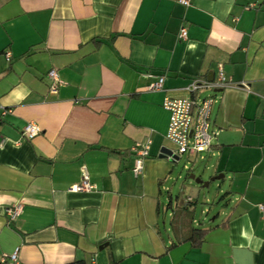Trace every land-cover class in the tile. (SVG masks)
I'll return each mask as SVG.
<instances>
[{
    "label": "crops",
    "instance_id": "1",
    "mask_svg": "<svg viewBox=\"0 0 264 264\" xmlns=\"http://www.w3.org/2000/svg\"><path fill=\"white\" fill-rule=\"evenodd\" d=\"M219 69L244 84L213 93L217 134L198 177L222 173L227 201L200 224L194 196L166 189L177 161L158 156L168 147L162 100ZM159 74L163 89L147 90ZM28 121L41 128L32 138L21 134ZM147 139L134 175L130 147ZM82 166L94 188L71 191ZM185 201L207 228L198 245L174 226L172 207ZM258 203L264 0H0V264L15 248V264H264Z\"/></svg>",
    "mask_w": 264,
    "mask_h": 264
},
{
    "label": "built area",
    "instance_id": "2",
    "mask_svg": "<svg viewBox=\"0 0 264 264\" xmlns=\"http://www.w3.org/2000/svg\"><path fill=\"white\" fill-rule=\"evenodd\" d=\"M177 2L188 5L190 0H176ZM178 38H186V28L179 29ZM6 60L10 58L8 50L4 53ZM50 79L49 88L55 90L60 83L58 73L55 68L47 71ZM164 75L159 74L155 79L147 84V90H162ZM244 82L231 80L224 72L219 69L217 76L208 79L205 76H194L183 86L187 93L185 96H171L165 94L162 100V106L168 111V125L165 136L176 145L175 153L181 156L184 153L188 155L200 154L208 150L211 146V139L217 134V130L211 126V107L215 100L214 92L228 86H240ZM203 91H207L203 93ZM41 131L40 126L28 121L21 128L23 137L32 138ZM150 140L135 142L130 147V151L135 154L134 164L131 171L138 175L142 170L143 157L148 154ZM81 179L69 186L71 191H86L94 188V184L88 179V174L84 166L81 167ZM261 214L264 215V203L257 204ZM21 204L6 207L5 213L8 220L14 219L20 212ZM7 264H15L17 261V248L2 261Z\"/></svg>",
    "mask_w": 264,
    "mask_h": 264
},
{
    "label": "rangeland",
    "instance_id": "3",
    "mask_svg": "<svg viewBox=\"0 0 264 264\" xmlns=\"http://www.w3.org/2000/svg\"><path fill=\"white\" fill-rule=\"evenodd\" d=\"M167 144L175 152L176 145L169 139ZM201 154L194 155V158H192L193 156H188L187 153L179 156L174 164L173 172L166 179L165 185L166 189H170L173 199H175V196L180 199H184L186 195L194 196L196 200L195 216L200 220V224H203V219L206 220L205 222H209L210 217L224 209L227 200H225V190L221 178L210 181L207 186L200 187L187 176V167L190 168L189 173H193L195 176L202 175L207 162L200 157ZM203 180H207V177ZM187 181L191 185H188ZM165 194L166 191L163 192V196ZM222 195L224 196L221 198Z\"/></svg>",
    "mask_w": 264,
    "mask_h": 264
},
{
    "label": "trees",
    "instance_id": "4",
    "mask_svg": "<svg viewBox=\"0 0 264 264\" xmlns=\"http://www.w3.org/2000/svg\"><path fill=\"white\" fill-rule=\"evenodd\" d=\"M223 196L224 195H222L221 198ZM188 203L189 201H185L181 205H175L172 207L174 211L173 219L176 220L174 226H177V229L184 231V236L181 235L183 238H179L180 241H190L192 245H198L203 241L207 228L200 227L198 224H193V211L189 210ZM1 264H7L6 260L2 261Z\"/></svg>",
    "mask_w": 264,
    "mask_h": 264
},
{
    "label": "water",
    "instance_id": "5",
    "mask_svg": "<svg viewBox=\"0 0 264 264\" xmlns=\"http://www.w3.org/2000/svg\"><path fill=\"white\" fill-rule=\"evenodd\" d=\"M158 156H160V157L166 156V157H169L170 160H173V161H177V159H178V155L171 148H168V147L160 148V152H159ZM222 176H223V174L219 173V174H215L213 176H210L207 180H203L200 177L195 176L193 173H190L188 175V177L190 179L194 180V182H196L197 184H200L203 187L207 186L210 181H213L215 179H220Z\"/></svg>",
    "mask_w": 264,
    "mask_h": 264
}]
</instances>
